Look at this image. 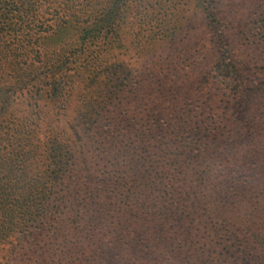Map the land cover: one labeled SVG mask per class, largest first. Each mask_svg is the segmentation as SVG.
I'll return each instance as SVG.
<instances>
[{
    "label": "trees",
    "instance_id": "16d2710c",
    "mask_svg": "<svg viewBox=\"0 0 264 264\" xmlns=\"http://www.w3.org/2000/svg\"><path fill=\"white\" fill-rule=\"evenodd\" d=\"M127 3L0 0V68H13L14 82L43 83L55 110L50 120L0 122V244L17 235L25 245L42 226L59 263L81 257L93 222H84L75 184L62 179L72 134L99 163L97 176L87 170L88 183L104 201L99 218L119 225L116 244H151L176 260L203 264L222 256V243L243 230L264 249V9L242 32H222L229 50L212 84L190 102L178 94L163 99L161 84L128 92L125 78L114 85L122 96L112 100L92 72L69 117L61 77L67 52L83 49L88 37L113 34L105 42L110 50L121 40ZM95 90L101 98L92 99ZM69 219L73 231L60 230Z\"/></svg>",
    "mask_w": 264,
    "mask_h": 264
},
{
    "label": "rangeland",
    "instance_id": "374dc122",
    "mask_svg": "<svg viewBox=\"0 0 264 264\" xmlns=\"http://www.w3.org/2000/svg\"><path fill=\"white\" fill-rule=\"evenodd\" d=\"M127 2V18L121 40L114 43L110 50H106L105 42H111L113 34H109L105 40H92L88 37L83 49L75 52L74 49L79 48L75 46L67 52L70 63L62 67L66 70L61 77L66 83L65 98L69 105V117H73L76 112L74 107L79 104V93L92 72L99 73V84L111 89L112 100L122 96L114 85L125 78L128 92L143 85L161 84L167 90L163 99L170 102L178 94L190 102L201 94L203 88L212 84L213 69L229 50V41L223 34L242 32L243 25L256 19L258 8L264 9V0ZM69 34L70 30H66L63 37ZM12 69L0 68L1 124L35 116L53 119L54 103L43 83L14 82L9 76ZM37 69L46 70L26 68L33 73ZM97 95L101 98L102 94L95 90L92 99H96ZM121 110L126 111V107L123 106ZM41 132L40 138L43 139ZM68 138L69 168L65 172L67 176L62 175V179H69L75 184L73 188L78 191L76 202L86 206L80 209L84 222H93L92 228L85 226L90 228L85 234L88 240L81 257L73 264H191L174 259L165 248L159 246L148 244L139 249L128 243H115L119 225L116 221L99 218V214L104 212V201L95 187L88 183L92 173L87 170L91 169L94 176H97L99 163L92 158L89 147L81 148L72 134ZM80 139L82 143L87 142L86 136ZM69 221H61L58 228L71 233L73 230L69 228L72 222ZM41 228L38 226L33 229V237L25 245L20 244L17 235L0 244V264H62L55 257L52 240L43 236ZM47 242L50 244L45 245ZM224 243L221 245L223 255L208 258L203 264H264L263 247L243 230L234 231L229 241Z\"/></svg>",
    "mask_w": 264,
    "mask_h": 264
}]
</instances>
